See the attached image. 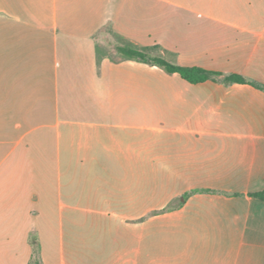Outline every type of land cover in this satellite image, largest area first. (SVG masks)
Returning a JSON list of instances; mask_svg holds the SVG:
<instances>
[{
	"label": "crops",
	"instance_id": "0c3cea01",
	"mask_svg": "<svg viewBox=\"0 0 264 264\" xmlns=\"http://www.w3.org/2000/svg\"><path fill=\"white\" fill-rule=\"evenodd\" d=\"M262 191L264 0H0V264H264Z\"/></svg>",
	"mask_w": 264,
	"mask_h": 264
},
{
	"label": "trees",
	"instance_id": "16d2710c",
	"mask_svg": "<svg viewBox=\"0 0 264 264\" xmlns=\"http://www.w3.org/2000/svg\"><path fill=\"white\" fill-rule=\"evenodd\" d=\"M153 49H142L129 42L121 41L115 45V51L122 57L136 59L152 65H157L169 73H178L183 79L190 83H199L207 79H214L221 74L200 67H186L174 64L159 54L152 53ZM224 82L244 83L246 80L238 74H229L222 78ZM258 85V84H255ZM252 196L264 199V192H255Z\"/></svg>",
	"mask_w": 264,
	"mask_h": 264
},
{
	"label": "rangeland",
	"instance_id": "374dc122",
	"mask_svg": "<svg viewBox=\"0 0 264 264\" xmlns=\"http://www.w3.org/2000/svg\"><path fill=\"white\" fill-rule=\"evenodd\" d=\"M104 42H103V46L104 48H108L109 50H111V48L113 49V47L116 44H119L121 41L119 40V38H117L116 36L112 35L111 33L105 31L104 32ZM152 53L157 54L155 52V50H152Z\"/></svg>",
	"mask_w": 264,
	"mask_h": 264
}]
</instances>
